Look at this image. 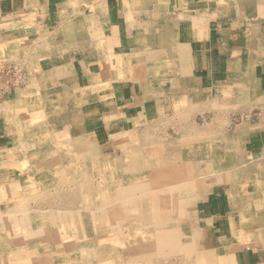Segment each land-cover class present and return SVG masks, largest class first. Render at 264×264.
<instances>
[{
  "label": "crops",
  "instance_id": "0c3cea01",
  "mask_svg": "<svg viewBox=\"0 0 264 264\" xmlns=\"http://www.w3.org/2000/svg\"><path fill=\"white\" fill-rule=\"evenodd\" d=\"M2 54L18 58L27 82L0 106V169L45 131L72 136L79 158H137L161 141L146 134L189 112L197 130L170 127L189 125L226 159L214 148L199 172L214 178L191 199L211 227L200 242L208 263L197 264H264V0H0Z\"/></svg>",
  "mask_w": 264,
  "mask_h": 264
},
{
  "label": "rangeland",
  "instance_id": "374dc122",
  "mask_svg": "<svg viewBox=\"0 0 264 264\" xmlns=\"http://www.w3.org/2000/svg\"><path fill=\"white\" fill-rule=\"evenodd\" d=\"M17 59L18 58H14L13 62H10L12 60L11 57L7 59L4 54L0 56V106L6 101V97L8 94H10V92H13V90L15 89L22 88L27 82L26 74L24 72L25 70ZM7 92L9 93L7 94ZM188 113L189 112L186 111L182 112L181 114H179L180 116H178L177 118H173L171 124L175 122H183V124H188L190 121L192 124H194L195 122L197 125V123L201 122V119L199 117L197 119L191 116L190 118L187 117ZM192 118L195 120L194 122L193 120H191ZM170 125L166 126L168 127L166 128L167 133H164V135L162 133H159V131H156V134H150L148 136L157 139L161 138V140H169L170 138V140H173L172 142H166L162 140L160 141L161 143L157 142L158 145L156 143L149 144L147 142L143 144L145 146L141 145L140 147V157L133 158L128 154H124L122 157V155L119 154V156H114L115 158H108V161L98 154L99 151L97 150V148H94L96 155L98 154L97 157H95L96 159L76 157V155H78L79 153H76V151H74V145L69 143L72 136L69 137L66 135L62 138H58V141L54 142V140H57L56 138H54L55 136H50V134L45 131L46 133L42 134L41 136H36L34 139L32 138L31 141H36L38 144L36 142L31 143V147L28 149L29 156L24 157V161H22V158H17L16 160H11L10 165L7 164L0 169L2 170L0 171V177H3L5 175L2 174L3 172L8 171L11 173V178L5 180L4 183H0V189H2L0 190V245L4 240V237L12 235L14 233V229H18V231L22 230L21 233H23L24 237L27 236L29 242L31 241L30 244H28L30 246V249L32 245H36L38 241L36 240V237L38 235L46 236V240L44 241V243L46 242V244L42 245L39 248L38 254L39 256H41V259L38 255H35V257L38 258L39 261L44 262V264H97L101 259L102 263L101 261H99L100 264H156L157 262V264H164L165 261V264H197V259L200 258L204 261L206 259L207 262V256H209L211 249L203 248L202 250V245H200V242H202L204 239L206 240V234H208V231L211 229V227H208V225L204 224V222L199 224V218L197 217L196 208L191 203V199L196 196V184L200 179H204L205 182H207V180L208 182H211L213 180L214 176L212 174H200L199 172L202 173L206 169L205 167H208V165L209 167H211L213 165V152L214 148L217 147L214 146V148H212L214 145L212 141H210L209 143L199 141L197 139V131H193V129H196V127H193L192 129L190 126H182L183 129L193 131L189 132L193 133V135H191L190 137L188 135L186 136L184 131L179 130V132H177V130H175L176 126L170 127ZM179 133H181V135ZM182 133L184 135H182ZM255 133H261V130L259 129ZM199 135L203 136V134ZM174 138H176V141L174 140ZM178 138L179 140H177ZM188 138H191V140H187ZM260 138V134H258L255 138L258 139V143L260 142ZM257 142L255 141L256 144H258ZM177 143L180 145L178 146ZM60 144L62 146H60ZM57 145H59L60 147ZM88 149L89 152H91V149ZM29 151L33 152L34 155L30 156L31 153ZM223 151L224 150H218V148L215 149V152L218 154V156L220 155V157L217 156L218 158L216 160L218 164L220 162L223 163L226 160L225 157H223L225 155V152ZM122 158H124L125 160ZM118 160L120 161L119 165ZM76 161L78 163H76ZM82 163L84 166L82 165ZM66 164L67 166H65ZM61 167L62 170H64L63 172L61 170ZM138 170L141 171L139 172ZM72 175L76 176V179ZM137 180L139 181V184H137ZM72 183L73 185H76L73 186ZM107 185L110 186L109 190L107 188L106 192L103 191L102 193L105 197H108V195L111 197L106 203L103 198H99L100 194H102L100 192V188H105ZM181 186H183L184 188L182 191L179 190ZM43 187H47L49 191H46L45 194L47 195H45L44 197H40L39 193L36 191L41 190V188ZM165 187L170 188L166 190L164 189ZM6 188L8 189L5 190ZM131 189L132 194L128 196L127 194H130ZM68 194H71L73 197L71 195H69L68 197ZM170 196L172 200H170ZM61 197L63 198L61 199ZM73 198H75L77 201ZM42 199L44 201H42ZM78 199L80 200L78 201ZM186 199L189 201H187ZM9 202L10 204H8ZM22 202L25 206H22L25 212L22 211L23 208H20L22 205L20 203ZM65 206L66 208H63ZM110 206L113 207L114 211L121 208V211L119 212L120 214L108 213L107 211H109V209L111 208ZM19 209H21L23 213ZM6 210H8V212H6ZM49 210L51 213L49 212ZM179 211H181L182 214H179ZM40 213L44 215H42L43 218H41ZM58 214H61V217ZM31 218L33 220H31ZM8 219L11 220L9 221ZM120 224L121 226H119ZM9 225L12 227H10ZM89 225H91L92 230L90 229ZM42 226H44V229H41ZM123 226L124 229L122 228ZM169 227H174L176 230L175 234L171 235L172 237H174L173 244L171 243V240L164 241L163 238L159 239L158 237L160 235L158 231L165 232V230L169 229ZM56 229L61 230L60 232L62 233L63 231L67 233V230L70 229V236H63L60 239L61 242L59 243L54 240V231ZM109 229H111V234ZM117 229L119 231H117ZM89 230L92 231L91 235L93 236L90 235ZM178 236L180 237V239ZM152 238H154V240ZM194 240L196 243L194 242ZM33 241L36 243L34 244ZM163 248H166V250L164 251ZM22 249L23 251L19 254L11 255V253H8V255H3L1 258H6L7 261H9V259L12 257H14V259L16 257L23 258L24 248ZM92 249H94V251ZM133 249L135 252L133 251ZM42 254H46V256H43ZM122 254L124 257L122 256ZM88 255L89 257H87ZM166 258H168L169 260ZM107 261L109 262L106 263ZM175 261L177 262L175 263ZM0 264H3V259H0ZM34 264L39 263L36 262Z\"/></svg>",
  "mask_w": 264,
  "mask_h": 264
},
{
  "label": "bare ground",
  "instance_id": "6f19581e",
  "mask_svg": "<svg viewBox=\"0 0 264 264\" xmlns=\"http://www.w3.org/2000/svg\"><path fill=\"white\" fill-rule=\"evenodd\" d=\"M89 5V4H88ZM92 5V4H91ZM90 5V7L89 8H92V6ZM107 6V5H106ZM90 10V9H89ZM94 11V10H93ZM54 12V11H53ZM87 12V11H86ZM95 15V14H94ZM60 18V17H59ZM62 19V18H61ZM58 20V19H57ZM63 20V19H62ZM112 23V22H111ZM16 26V25H15ZM66 26V25H65ZM135 27V26H134ZM195 27V26H194ZM56 31V30H55ZM126 33V32H125ZM57 34H59V33H57ZM56 34V35H57ZM52 35V34H51ZM84 35V34H83ZM52 36H54V35H52ZM96 36V35H95ZM42 37V36H41ZM40 37V38H41ZM116 37V36H115ZM89 38V37H88ZM119 38V37H118ZM126 38V37H125ZM128 38V37H127ZM39 39V38H38ZM34 40H36V39H34ZM42 40V39H41ZM64 40V39H63ZM71 40V39H70ZM100 40V39H99ZM98 40V41H99ZM116 40H118V39H116ZM82 41H83V39H82ZM40 42V41H39ZM48 43H49V41H48ZM116 43V42H115ZM134 43V42H133ZM50 44V43H49ZM29 45V44H28ZM31 45V44H30ZM23 46V45H22ZM34 46V45H33ZM38 46V45H37ZM256 47V46H255ZM39 48V47H38ZM43 48V47H42ZM72 48V47H71ZM150 48V47H149ZM148 48V49H149ZM29 51H30V49H28ZM45 50V49H44ZM101 49L99 48V51H100ZM163 50H164V48H163ZM28 51V52H29ZM155 51V50H154ZM179 51V50H178ZM230 51V50H229ZM112 52V51H111ZM151 52V51H150ZM157 52H159V51H157ZM249 52V51H248ZM27 54V53H26ZM222 54V53H221ZM29 55V54H28ZM32 55V54H31ZM35 55V54H34ZM108 55V54H107ZM156 55V54H155ZM191 55V54H190ZM264 55V54H263ZM254 56H256V55H254ZM35 57V56H34ZM33 57V58H34ZM247 57V56H246ZM50 58V57H49ZM191 58V57H190ZM31 59V58H30ZM163 59V58H162ZM73 61V60H72ZM112 61V60H111ZM131 61V60H130ZM249 61V60H248ZM247 61V62H248ZM176 62V61H175ZM155 63V62H154ZM257 63V62H256ZM66 65V64H65ZM123 65V64H122ZM157 65V64H156ZM41 67V66H40ZM63 68V67H62ZM40 70V69H39ZM112 70V69H111ZM146 70V69H145ZM177 71V70H176ZM110 72V71H109ZM147 72V71H146ZM177 73V72H176ZM247 73V72H246ZM37 74V73H36ZM70 74V73H69ZM222 74V73H221ZM145 75H146V73H145ZM223 75V74H222ZM39 76V75H38ZM41 76V75H40ZM107 76V75H106ZM133 76V75H132ZM178 76V75H177ZM36 77V76H35ZM37 80V79H36ZM130 80V79H129ZM131 81H133V80H131ZM36 82V81H35ZM147 82H149V81H147ZM172 83V82H171ZM148 84V83H147ZM225 84V83H224ZM54 85H56L55 83H54ZM233 85V84H232ZM146 86V85H145ZM64 87V86H63ZM219 87V86H218ZM46 88V87H45ZM221 88V87H220ZM55 89V88H54ZM68 89H70V88H68ZM200 90V89H199ZM59 91H60V89H59ZM58 91V92H59ZM154 91V90H153ZM218 91V90H217ZM37 92V91H36ZM52 92V91H51ZM63 92V91H62ZM197 92V91H196ZM219 94V93H218ZM244 94V93H243ZM63 95V94H62ZM220 95H222L221 94V92H220ZM37 96V95H36ZM35 96V97H36ZM150 96V95H149ZM216 96V95H215ZM222 96H225V95H222ZM168 97H170V96H168ZM202 97V96H201ZM225 98H227V97H225ZM229 98V97H228ZM59 99V98H58ZM64 99V98H63ZM188 99V98H187ZM50 100V99H49ZM48 100V101H49ZM71 100V99H70ZM172 100V99H171ZM217 100V99H216ZM215 100V101H216ZM226 100V99H225ZM138 101V100H137ZM200 101V100H199ZM218 101H219V97H218ZM223 101V100H222ZM221 101V102H222ZM52 102V101H51ZM65 102V101H64ZM211 102H212V100H211ZM210 102V103H211ZM216 103V102H215ZM228 103V102H227ZM46 104V103H45ZM80 104V103H79ZM139 104V103H138ZM178 104V103H177ZM212 104V103H211ZM210 104V105H211ZM230 104V103H229ZM47 105V104H46ZM214 105V104H213ZM213 105H211V107L213 106ZM73 106H75V105H73ZM77 106V105H76ZM21 107V106H20ZM26 107V106H25ZM51 108V107H50ZM64 109H66V108H64ZM37 110V109H36ZM41 110V109H40ZM43 110V109H42ZM50 111V110H49ZM174 111V110H173ZM9 112V111H8ZM57 112V111H56ZM177 112V111H176ZM42 116V115H41ZM220 116V115H219ZM24 117H26V116H24ZM36 117V116H35ZM78 117V116H77ZM76 117V118H77ZM216 117V116H215ZM217 118V117H216ZM219 118V117H218ZM221 118H223V116L221 117ZM20 119V118H19ZM81 119V118H80ZM152 119V118H151ZM46 120V119H45ZM74 120H76V119H74ZM39 121V120H38ZM82 121V120H81ZM30 122V121H29ZM28 122V123H29ZM36 122V121H35ZM66 122V121H65ZM65 122H62V123H65ZM69 121H67V123H68ZM220 122V121H219ZM38 123V122H37ZM36 123V124H37ZM72 123V122H71ZM151 123V122H150ZM183 123V122H182ZM181 123V124H182ZM214 123H216V121L214 122ZM25 124V123H24ZM36 124H34L35 126H36ZM39 124H41V123H39ZM81 124V123H80ZM149 124V123H148ZM180 124V125H181ZM206 124V123H205ZM63 125V124H62ZM144 125H145V123H144ZM153 125H155V124H153ZM179 125V124H178ZM195 125V124H194ZM217 125V124H216ZM249 125V124H248ZM247 125V126H248ZM18 126H19V124H18ZM55 126V125H54ZM186 126V125H185ZM189 126V125H188ZM252 126V125H251ZM38 127H39V125H38ZM147 127H150V126H147ZM192 127H194L193 126V124H192ZM196 127H197V125H196ZM47 128V127H46ZM93 128V127H92ZM187 128V127H186ZM189 128V127H188ZM22 129H23V126H22ZM38 129V128H37ZM60 129H62V128H60ZM180 129V128H179ZM55 130V129H54ZM64 130H66V129H64ZM68 130V129H67ZM176 130V129H175ZM182 130V129H181ZM184 130V129H183ZM182 130V131H183ZM186 130V129H185ZM195 130V129H194ZM203 130V129H202ZM57 131V130H56ZM147 131V130H146ZM165 130H163V132H164ZM178 131V130H177ZM187 132H188V130H186ZM199 131V130H198ZM216 131V130H215ZM220 131V130H219ZM16 132V131H15ZM78 132V131H77ZM122 132H124L123 130H122ZM179 132V131H178ZM193 132V131H192ZM201 131H199V133H200ZM213 132V131H212ZM145 133V132H144ZM204 133V132H203ZM222 133V132H221ZM50 134H53V133H50ZM148 134H149V132H148ZM180 135H181V133H179ZM188 134H189V132H188ZM210 134V133H209ZM209 134H208V137H209ZM21 135V134H20ZM38 135V134H37ZM49 135V134H48ZM147 135V134H146ZM162 135V134H161ZM167 135V134H166ZM178 135V134H177ZM182 135H184L183 133H182ZM185 135L187 136V133H185ZM198 135V134H197ZM196 135V136H197ZM202 135V134H201ZM205 135V134H204ZM207 135V134H206ZM170 136V135H169ZM213 136V135H212ZM214 136H216V135H214ZM218 136V135H217ZM147 137H148V135H147ZM164 137V136H163ZM182 137V136H181ZM198 137V136H197ZM6 138V137H5ZM150 138V137H149ZM165 138V137H164ZM173 138V137H172ZM252 138V137H251ZM23 139V138H22ZM170 139V138H169ZM5 140V139H4ZM71 140H72V138H71ZM70 140V141H71ZM120 140V139H119ZM118 140V141H119ZM152 140H154L155 141V139H152ZM162 140H164V139H162ZM161 140V141H162ZM177 140H179V138L177 139ZM50 141V140H49ZM65 141V140H64ZM63 141V142H64ZM69 141V142H70ZM74 141V140H73ZM114 141V140H113ZM128 141V140H127ZM126 141V142H127ZM165 141V140H164ZM176 141V140H175ZM125 142V141H124ZM137 142H138V140H137ZM157 142L158 141H156L155 143L157 144ZM167 142V141H166ZM170 142V141H169ZM208 142H209V140H208ZM60 143V142H59ZM73 143V142H72ZM71 143V144H72ZM122 143V142H121ZM128 143V142H127ZM134 143V142H133ZM151 142L149 141V144H150ZM161 143V142H160ZM23 144V143H22ZM55 144V143H54ZM78 144V143H77ZM144 144V143H143ZM155 144V145H156ZM162 144H163V142H162ZM178 144V143H177ZM218 144V143H217ZM16 145V144H15ZM29 145L31 146V143L29 142ZM68 145V144H67ZM73 145V144H72ZM82 145V144H81ZM87 145V144H86ZM154 145V144H153ZM158 145V144H157ZM180 144H178V146H179ZM213 145V144H212ZM252 145V144H251ZM17 146V145H16ZM19 146H21V145H19ZM57 146H59V145H57ZM60 146H62L61 144H60ZM59 146V147H60ZM90 146H91V144H90ZM89 146V147H90ZM97 146V145H96ZM143 146H145V145H143ZM164 146V145H163ZM183 146V145H182ZM25 147H26V145H25ZM29 147V146H28ZM74 147V146H73ZM93 147H95V146H93ZM158 147H161V146H158ZM157 147V148H158ZM245 147V146H244ZM175 148H177V147H175ZM201 148H203V147H201ZM10 149V148H9ZM8 149V150H9ZM21 149V148H20ZM74 149V148H73ZM72 149V150H73ZM91 149V148H90ZM132 149V148H131ZM161 149V148H160ZM186 149V148H185ZM198 149V148H197ZM22 150V149H21ZM75 150V149H74ZM83 151V150H82ZM88 151V150H87ZM140 151V150H139ZM150 151V150H149ZM157 151V150H156ZM156 151H153V152H156ZM178 151V150H177ZM192 151V150H191ZM10 152V151H9ZM79 152V151H78ZM81 152V151H80ZM179 152V151H178ZM209 152V151H208ZM257 152H259V151H257ZM256 152V153H257ZM103 153V152H102ZM122 153V152H121ZM150 153V152H149ZM152 153V152H151ZM170 153V152H169ZM201 153V152H200ZM9 154V153H8ZM22 154V153H21ZM122 154H124V153H122ZM12 155V154H11ZM81 155H83V154H81ZM89 155H91V154H89ZM102 155H104V154H102ZM109 155V154H108ZM155 155V154H154ZM165 155V154H164ZM60 156V155H59ZM20 157V156H19ZM102 157V156H101ZM104 157V156H103ZM116 157V156H115ZM115 157H113V158H115ZM122 157H123V155H122ZM125 157V156H124ZM205 157H206V155H205ZM204 157V158H205ZM60 158V157H59ZM81 158H83V157H81ZM157 158V157H156ZM23 160L22 161H24V158H22ZM66 159V158H65ZM68 159V158H67ZM122 159H124V158H122ZM158 159V158H157ZM165 159V158H164ZM197 159V158H196ZM103 160V159H102ZM120 160H121V158H120ZM125 160V159H124ZM167 160V159H166ZM185 160V159H184ZM191 160H193V159H191ZM249 160V159H248ZM79 161V160H78ZM187 161V160H186ZM194 161H196V160H194ZM61 162V161H60ZM66 162H67V160H66ZM80 162H81V160H80ZM80 162H79V164H80ZM104 162V161H103ZM147 162V161H146ZM185 162V161H184ZM262 162H264V161H262ZM28 163V162H27ZM76 163H78L77 161H76ZM97 163V162H96ZM137 163V162H136ZM135 163V164H136ZM145 163V162H144ZM164 163V162H163ZM240 163V162H239ZM68 164V163H67ZM67 164L65 165V166H67ZM105 164V163H104ZM166 164V163H165ZM234 164L236 165V163L234 162ZM238 164V163H237ZM243 164V163H242ZM75 165V164H74ZM82 165H83V163H82ZM167 165V164H166ZM33 166V165H32ZM64 166V167H65ZM78 166V165H77ZM84 166V165H83ZM86 166V165H85ZM145 166V165H144ZM231 166V165H230ZM230 166H228V167H230ZM238 166V165H237ZM25 167H26V165H25ZM82 167V166H81ZM100 167V166H99ZM150 168V167H149ZM152 168V167H151ZM161 168V167H160ZM50 169H52V168H50ZM58 169V168H57ZM65 169V168H64ZM79 169V168H78ZM143 169V168H142ZM218 169H219V167H218ZM61 170H62V167H61ZM74 170V169H73ZM154 170V169H153ZM220 170V169H219ZM64 170H62V172H63ZM75 171V170H74ZM82 171V170H81ZM83 171H84V169H83ZM95 171V170H94ZM139 171H141V170H139ZM218 171V170H217ZM212 172V171H211ZM236 173L238 172V171H235ZM81 173V172H80ZM83 173V172H82ZM100 173V172H99ZM139 173V172H138ZM169 173V172H168ZM168 173H167V175H168ZM221 173V172H220ZM234 173V172H233ZM4 176L3 177H0V183H4L5 182V180H7V179H9V178H11V173L10 172H8V171H6V172H3L2 173ZM26 174H27V172H26ZM41 174V173H40ZM39 174V175H40ZM70 174H72V173H70ZM86 174V173H85ZM88 174V173H87ZM102 174V173H101ZM43 175V174H42ZM58 175V174H57ZM77 175V174H76ZM89 175V174H88ZM23 176V175H22ZM34 176V175H33ZM72 176H74V175H72ZM71 176V177H72ZM25 177V176H24ZM41 177V176H40ZM75 177V179H76V176H74ZM148 177V176H147ZM194 177V176H193ZM26 178V177H25ZM42 178V177H41ZM73 178V177H72ZM84 178V177H83ZM198 178V177H197ZM226 178V177H225ZM20 179V178H19ZM39 179V178H38ZM46 179V178H45ZM74 179V178H73ZM195 179V178H194ZM217 179V178H216ZM24 180V179H23ZM28 180V179H27ZM67 180H68V178H67ZM86 180V179H85ZM122 180H124V179H122ZM145 180H147V179H145ZM207 180V179H206ZM138 181V180H137ZM190 181V180H189ZM188 181V182H189ZM36 182V181H35ZM127 182V181H126ZM186 182V181H185ZM207 182H208V180H207ZM262 182V181H261ZM12 183V182H11ZM14 183H16V182H14ZM66 183V182H65ZM64 183V184H65ZM71 183V182H70ZM143 183V182H142ZM193 183V182H192ZM194 183H195V180H194ZM220 183H224V182H220ZM13 184V183H12ZM11 184V185H12ZM32 184H34V183H32ZM51 184V183H50ZM126 184V183H125ZM137 184H139V181L137 182ZM198 184H199V182H198ZM21 185V184H20ZM25 185V184H24ZM29 185V184H28ZM49 185V184H48ZM61 185V184H60ZM72 185H73V183H72ZM71 185V186H72ZM74 185H76V184H74ZM73 185V186H74ZM109 185V184H108ZM106 186L105 188L104 187H102V188H100V192L102 193L103 191L104 192H106V189L108 188V190H109V187L110 186ZM111 185V184H110ZM119 185V184H118ZM123 185V184H122ZM135 185V184H134ZM199 185H201V184H199ZM35 186V185H34ZM51 186V185H50ZM54 186V185H53ZM112 186V185H111ZM121 186V185H120ZM125 186H127V185H125ZM163 186V185H162ZM161 186V187H162ZM196 186V185H195ZM247 186V185H246ZM68 187V186H67ZM116 187V186H115ZM193 187H194V184H193ZM199 187V186H198ZM10 188V187H9ZM53 188V187H52ZM52 188H50V189H52ZM90 188H91V186H90ZM125 188V187H124ZM157 188V187H156ZM170 187H165L164 189H169ZM200 188V187H199ZM251 188V187H250ZM8 188H6L5 190H7ZM11 189V188H10ZM57 189V188H56ZM63 189H64V187H63ZM184 188H183V186H181L180 188H179V190L180 191H182ZM186 189V188H185ZM197 189V188H196ZM245 189V188H244ZM252 189V188H251ZM0 190H2V189H0ZM67 190H69V189H67ZM79 190V189H78ZM188 190V189H187ZM249 190V189H248ZM253 190V189H252ZM261 190V189H260ZM46 191H49V189L47 188V187H43V188H41V190H39V191H36V192H38L39 193V196L40 197H44L45 195H47V194H45L46 193ZM116 191V190H115ZM148 191V190H147ZM154 191V190H153ZM63 192V191H62ZM66 192V191H65ZM146 192V191H145ZM163 192V191H162ZM165 192V191H164ZM11 193V192H10ZM61 193V192H60ZM68 193V192H67ZM70 193V192H69ZM117 193V192H116ZM199 193V192H198ZM224 193V192H223ZM226 193H228V192H226ZM233 193V192H232ZM44 194V195H43ZM51 194V193H50ZM55 194V193H54ZM72 194V193H71ZM71 194H68V197H69V195H71ZM125 194H127V193H125ZM132 194V189H131V191H130V194L128 193L127 195L128 196H130ZM157 194V193H156ZM176 194V193H175ZM254 194V193H253ZM31 195V194H30ZM37 195V194H36ZM62 195V194H61ZM146 195V194H145ZM158 195V194H157ZM255 195V194H254ZM258 195V194H257ZM6 196V195H5ZM4 196V197H5ZM12 196V195H11ZM67 196V195H66ZM72 196V195H71ZM80 196V195H79ZM116 196V195H115ZM128 196H127V198H128ZM67 197V198H68ZM73 197V196H72ZM110 197L111 196H109L108 195V197H105V196H103V193L102 194H100V198L99 199H102L103 198V200L104 201H106V203L108 202V199H110ZM231 197V196H230ZM28 198V197H27ZM36 198V197H35ZM35 198H33V199H35ZM63 197H61V199H62ZM121 198V197H120ZM133 198V197H132ZM131 198V199H132ZM142 198V197H141ZM161 198V197H160ZM176 198H178V197H176ZM26 199V198H25ZM25 199H23V200H25ZM73 199H75V198H73ZM126 199V198H125ZM180 199V198H179ZM207 199V198H206ZM2 200V199H1ZM65 200V199H64ZM69 200V199H68ZM76 200V199H75ZM74 200V201H75ZM80 199H78V201H79ZM120 200V199H119ZM139 200V199H138ZM170 200H172V198H171V196H170ZM169 200V201H170ZM187 200V199H186ZM185 200V201H186ZM32 201V200H31ZM41 201V200H40ZM42 201H44L43 199H42ZM41 201V202H42ZM77 201V200H76ZM75 201V202H76ZM187 201H189V200H187ZM200 201V200H199ZM231 201V200H230ZM58 202V201H57ZM73 202V201H72ZM71 202V203H72ZM74 202V203H75ZM98 202V201H97ZM118 202V201H117ZM122 202V201H121ZM153 202H154V200H153ZM17 203V202H16ZM19 203V202H18ZM25 203V202H24ZM39 203V202H38ZM73 203V204H74ZM77 203V202H76ZM106 203H104V204H106ZM132 203V202H131ZM136 203V202H135ZM174 203V202H173ZM8 204H10V202L8 203ZM20 204H22L21 205V207L20 208H23V207H25L24 206V204H23V202L22 203H20ZM37 204V203H36ZM61 204H62V202H61ZM95 204V203H94ZM17 205V204H16ZM28 205H29V203H28ZM67 205V204H66ZM76 205V204H75ZM80 205V204H79ZM125 205V204H124ZM143 205V204H142ZM251 205V204H250ZM12 206V205H11ZM23 206V207H22ZM98 206V205H97ZM117 206V205H116ZM149 206H150V204H149ZM153 206V205H152ZM189 206V205H188ZM236 206V205H235ZM9 207V206H8ZM7 207V208H8ZM30 207V206H29ZM111 208L109 209V211H107L108 213H114V214H117V213H119L120 211H121V208L120 209H116V211H114V209H113V207L112 206H110ZM128 207V206H127ZM147 207V206H146ZM229 207V206H228ZM233 207V206H232ZM6 208V209H7ZM13 208V207H12ZM40 208V207H39ZM56 208V207H55ZM63 208H66V206L65 207H63ZM68 208V207H67ZM150 208V207H149ZM157 208V207H156ZM256 208V207H255ZM262 208V207H261ZM264 208V207H263ZM11 209V208H10ZM34 209V208H33ZM37 209V208H36ZM41 209V208H40ZM39 209V210H40ZM59 209H61V208H59ZM73 209V208H72ZM75 209V208H74ZM85 209V208H84ZM96 209V208H95ZM99 209V208H98ZM13 210V209H12ZM11 210V211H12ZM20 211H21V209H19ZM27 210V209H26ZM31 210H32V208H31ZM38 210V209H37ZM66 210H68V209H66ZM89 210V209H88ZM150 210V209H149ZM152 210V209H151ZM166 210V209H165ZM22 211H24V208H23V210ZM21 211V212H22ZM43 211H44V209H43ZM93 211H94V209H93ZM128 211V210H127ZM142 211V210H141ZM153 211V210H152ZM6 212H8V210H6ZM18 212V211H17ZM25 212V211H24ZM49 212H50V210H49ZM144 212V211H143ZM177 212V211H176ZM11 213H15V212H11ZM23 213V212H22ZM32 213V212H31ZM51 213V212H50ZM49 213V214H50ZM55 213V212H54ZM130 213V212H129ZM129 213H127V214H129ZM41 214V213H40ZM48 214V213H47ZM74 214V213H73ZM77 214V213H76ZM120 214V213H119ZM179 214H182V212L181 211H179ZM236 214V213H235ZM35 215V214H34ZM42 215L43 214H41V218H43L42 217ZM46 215V214H45ZM59 215V214H58ZM61 215V214H60ZM59 215V216H60ZM78 215V214H77ZM102 215V214H101ZM177 215V214H176ZM258 215V214H257ZM14 216H15V214H14ZM17 216V215H16ZM44 216V215H43ZM50 216V215H49ZM72 216V215H71ZM100 216V215H99ZM233 216V215H232ZM40 217V216H39ZM61 217V216H60ZM69 217V216H68ZM105 217V216H104ZM114 217V216H113ZM176 217V216H175ZM182 217V216H181ZM11 218V217H10ZM46 218V217H45ZM74 218V217H73ZM125 218V217H124ZM128 218V217H127ZM134 218V217H133ZM173 218V217H172ZM171 218V219H172ZM47 219V218H46ZM154 219V218H153ZM9 220V219H8ZM11 220V219H10ZM9 220V221H10ZM31 220H33L32 218H31ZM62 220V219H61ZM66 220H67V218H66ZM77 220V219H76ZM101 220V219H100ZM119 220H121V219H119ZM134 220V219H133ZM163 220V219H162ZM165 220V219H164ZM173 220H175V219H173ZM59 221V220H58ZM141 221V220H140ZM151 221V220H150ZM157 221V220H156ZM4 222H6V221H4ZM53 222V221H52ZM57 222V221H56ZM69 222V221H68ZM96 222V221H95ZM132 222V221H131ZM181 222H183V221H181ZM48 223V222H47ZM59 223V222H58ZM57 223V224H58ZM116 223V222H115ZM155 223V222H154ZM172 223V222H171ZM176 223V222H175ZM9 224H11V223H9ZM43 224V223H42ZM49 224V223H48ZM56 224V223H55ZM90 224V223H89ZM135 224V223H134ZM138 224V223H137ZM143 224H145V223H143ZM166 224V223H165ZM232 224V223H231ZM230 224V225H231ZM32 225V224H31ZM171 225V224H170ZM10 226V225H9ZM86 226V225H85ZM90 226V229L92 230V228H91V225H89ZM97 226V225H96ZM118 226V225H117ZM116 226V227H117ZM119 226H121V224L119 225ZM228 226V225H227ZM10 227H12V226H10ZM39 227V226H38ZM54 227H56V226H54ZM110 227V226H109ZM140 227V226H139ZM206 227V226H205ZM215 227V226H214ZM217 227V226H216ZM256 227V226H255ZM77 228V227H76ZM96 228V227H95ZM123 229H124V226L122 227ZM208 228V227H207ZM261 228V227H260ZM263 228V227H262ZM6 229V228H5ZM41 229H44V226H42L41 227ZM73 229V228H72ZM87 229V228H86ZM108 229V228H107ZM198 229V228H197ZM8 230V229H7ZM91 230H89L90 231V235H91ZM97 230V229H96ZM100 230V229H99ZM110 230V234H111V229H109ZM109 230H108V232H109ZM126 230H127V228H126ZM125 230V231H126ZM129 230V229H128ZM141 230V229H140ZM140 230H136V231H140ZM233 230V229H232ZM22 231V230H21ZM21 231H18V229H14V233L12 234V235H10V236H7V237H4V236H2V237H4V240H3V242L1 243V247H0V259H3V264H9V263H12V264H26V263H29V264H34V263H36V262H38L39 264H44V262H41V261H39L38 260V258H36L35 257V255H38L39 256V248L42 246V245H45L46 244V242L44 243V241L46 240V236H41V235H38L37 237H36V240H38L37 241V243L36 242H34V244L36 243V245L35 246H31V249H30V246L28 245V244H30V242H29V239H27V236H25L24 237V235H23V233H21ZM61 230H59V229H56L54 232H55V236H54V240L55 241H57V242H61V238L63 237V236H70V234H69V231H70V229H68L67 230V233L66 232H64L63 231V233L62 232H60ZM117 231H119L118 229H117ZM134 231V230H133ZM175 228L174 227H169V229H167V230H165V232H162V231H158L159 232V239H161V238H163L164 239V241H170L171 240V243L173 244V241H174V237H172L171 235H174L175 234ZM208 231V230H207ZM238 231V230H237ZM17 232V233H16ZM26 232V231H25ZM80 232V231H79ZM107 232V231H106ZM105 232V233H106ZM107 232V233H108ZM130 232V231H129ZM179 232V231H178ZM177 232V233H178ZM198 232V231H197ZM218 232V231H217ZM7 233H8V231H7ZM120 233V232H119ZM156 233V232H155ZM11 234V233H10ZM86 234V233H85ZM89 234V233H88ZM109 234V235H110ZM125 234V233H124ZM99 235V234H98ZM106 235V234H105ZM119 235V234H118ZM155 235V234H154ZM200 235V234H199ZM202 235V234H201ZM207 235V234H206ZM91 236H93V235H91ZM108 236V235H107ZM106 236V237H107ZM215 236V235H214ZM72 237V236H71ZM97 237V236H96ZM179 237V236H178ZM1 238V237H0ZM110 238V237H109ZM137 238V237H136ZM211 238H212V236H211ZM100 239V238H99ZM122 239V238H121ZM153 240H154V238H152ZM179 239H180V237H179ZM182 239V238H181ZM195 239V238H194ZM198 239V238H197ZM217 239V238H216ZM35 240V241H36ZM82 240V239H81ZM207 240V239H206ZM230 240V239H229ZM234 240V239H233ZM80 241V240H79ZM210 241V240H209ZM29 242V243H28ZM47 242H48V240H47ZM194 242H195V240H194ZM233 242V241H232ZM26 243V244H25ZM64 243V242H63ZM62 243V244H63ZM71 243V242H70ZM196 243V242H195ZM122 244V243H121ZM211 244V243H210ZM109 245V244H108ZM180 245H181V243H180ZM48 246H49V243H48ZM88 246V245H87ZM128 246V245H127ZM131 246H133V245H131ZM175 246V245H174ZM185 246V245H184ZM119 247V246H118ZM135 247V246H134ZM155 247V246H154ZM22 248H24V257L23 258H18V257H16L15 259H14V257H12V258H10L9 259V261H7V259L6 258H1L3 255H8V253H11V255L12 254H19V253H21L22 251H23V249ZM172 248H173V246H172ZM53 249V248H52ZM68 249V248H67ZM78 249V248H77ZM80 249V248H79ZM91 249V248H90ZM112 249V248H111ZM169 249V248H168ZM58 250V249H57ZM89 250V249H88ZM93 251H94V249H92ZM163 250L165 251L166 250V248H163ZM203 250V249H202ZM133 251H134V249H133ZM198 251V250H197ZM56 252V251H55ZM77 252V251H76ZM91 252V251H90ZM110 252V251H109ZM135 252V251H134ZM126 253V252H125ZM124 253V254H125ZM200 253V252H199ZM31 254V255H30ZM60 254V253H59ZM64 254V253H63ZM180 254V253H179ZM201 254H203V253H201ZM205 254V253H204ZM10 255V254H9ZM43 256H46V254H42ZM115 255V254H114ZM118 255V254H117ZM126 255V254H125ZM167 255V254H166ZM165 255V256H166ZM213 255V254H212ZM93 256V255H92ZM122 256H123V254H122ZM164 256V255H163ZM198 256V255H197ZM40 257V259H41V256H39ZM87 257H89V255L87 256ZM112 257H113V255H112ZM115 257H118V256H115ZM124 257V256H123ZM135 257H136V254H135ZM190 257V256H189ZM208 257V256H207ZM210 257V256H209ZM82 258V257H81ZM176 258V257H175ZM178 258H180V257H178ZM194 258V257H193ZM93 259V258H92ZM95 259V258H94ZM109 259V258H108ZM133 259V258H132ZM131 259V260H132ZM159 259V258H158ZM157 259V260H158ZM166 259H168V258H166ZM183 259V258H182ZM185 259V258H184ZM214 259V258H213ZM14 262H13V261ZM102 260V259H101ZM101 260H99V261H101ZM126 260H129V259H126ZM130 260V261H131ZM169 260V259H168ZM170 260H172V259H170ZM188 260V259H187ZM69 261V260H68ZM72 261V260H71ZM85 261V260H84ZM94 261V260H93ZM97 261V260H96ZM98 261V263L100 264V262ZM105 261V260H104ZM159 261V260H158ZM180 261V260H179ZM185 261V260H184ZM183 261V262H184ZM192 261V260H191ZM73 262V261H72ZM76 262V261H75ZM109 261H107L106 263H108ZM110 262H111V260H110ZM129 262V261H128ZM160 262V261H159ZM162 262V261H161ZM166 262V261H165ZM165 262H164V264H165ZM177 261H175V263H176ZM95 263V262H94ZM97 263V264H98ZM101 263H102V261H101ZM116 263H118V262H116ZM127 263V262H126ZM139 263V262H138ZM148 263V262H147ZM158 263V262H157ZM156 263V264H157ZM168 263V262H167ZM185 263V262H184ZM187 263V262H186ZM76 264V263H75ZM82 264V263H81ZM96 264V263H95ZM133 264V263H132ZM141 264V263H140ZM152 264V263H151ZM154 264V263H153Z\"/></svg>",
  "mask_w": 264,
  "mask_h": 264
}]
</instances>
